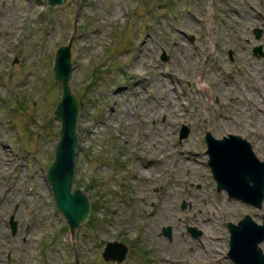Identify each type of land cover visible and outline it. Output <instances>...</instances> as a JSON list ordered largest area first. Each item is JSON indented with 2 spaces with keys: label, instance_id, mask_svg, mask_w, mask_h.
I'll return each mask as SVG.
<instances>
[{
  "label": "rangeland",
  "instance_id": "obj_1",
  "mask_svg": "<svg viewBox=\"0 0 264 264\" xmlns=\"http://www.w3.org/2000/svg\"><path fill=\"white\" fill-rule=\"evenodd\" d=\"M13 1L0 0V264H234L228 223H264V203L218 189L207 136L240 135L264 160V0ZM69 42L73 188L91 203L75 233L47 180ZM113 241L124 260L104 258Z\"/></svg>",
  "mask_w": 264,
  "mask_h": 264
},
{
  "label": "water",
  "instance_id": "obj_2",
  "mask_svg": "<svg viewBox=\"0 0 264 264\" xmlns=\"http://www.w3.org/2000/svg\"><path fill=\"white\" fill-rule=\"evenodd\" d=\"M67 1L48 0V3L51 7H57L64 5ZM262 32V29H256L258 38ZM71 49V42L67 45H61L57 49L54 61L55 81L62 84L63 95L55 109V116L61 121V127L55 145V158L47 170V180L57 206L66 216L71 232L75 233L77 228L87 222L91 203L82 189L75 188L72 192L79 146L78 123L83 102L81 97L73 92L69 83L73 70ZM256 51L264 56L262 46H258ZM207 141L208 154L210 155L209 165L212 167L214 178L218 182V189L226 190L230 197H236L245 203L262 207L264 202V161L256 155L251 143L232 134L222 139H217L208 134ZM232 149L237 150L239 154L241 153L243 159H250V167L255 170L254 177L248 175L243 184L238 182V177L231 175L227 160H225L229 153H233ZM261 172L262 178L261 175L258 177ZM234 180L236 185L231 187L229 182ZM251 190L255 191V195L252 194ZM228 226L231 233L228 256L232 262L234 264H264V250L260 247L264 241V223L253 221L247 214L238 224L230 222ZM13 229L15 231V226ZM164 231L168 237H171L170 227ZM127 250V246L123 242L113 241L108 243L103 255L109 261H122L127 255Z\"/></svg>",
  "mask_w": 264,
  "mask_h": 264
},
{
  "label": "bare ground",
  "instance_id": "obj_3",
  "mask_svg": "<svg viewBox=\"0 0 264 264\" xmlns=\"http://www.w3.org/2000/svg\"><path fill=\"white\" fill-rule=\"evenodd\" d=\"M11 2V0H5V5H8L9 3ZM13 2H16V0H14ZM12 17V16H11ZM256 48L257 47H254V50L253 51H255L254 53H256ZM198 87L200 88L199 90H201V88L203 89L204 87L206 88V86H204V83H202V80H200L199 81V83H198ZM208 88V87H207ZM206 88V89H207ZM209 89V88H208ZM207 89V90H208ZM204 90V89H203ZM205 91V90H204ZM206 97H207V101H209V103H210V98L211 97H208L207 95H205ZM231 139H234L233 137H231ZM235 142V141H234ZM156 144V143H155ZM232 144H233V142H232ZM154 150H156V148L154 149ZM233 150V153H229L227 156H226V158H225V160H227V163H228V169L230 170V172H231V175H233V176H236V177H238L237 178V180H238V182L240 183V184H243V182H244V180H245V178L246 177H248V175L249 176H251V177H254V175H255V170L254 169H252L251 167H250V159H247V158H245V159H243V156H242V154L240 153H238V151L237 150H235V149H232ZM244 153V152H243ZM227 154V153H226ZM162 164V163H161ZM186 166V165H185ZM141 171H143V169H140V172ZM262 174V172L261 173H259V175H258V177L260 176ZM264 176V175H263ZM261 178H262V175L260 176ZM262 180V179H261ZM260 180V181H261ZM229 185L231 186V187H234L235 185H236V181L234 180L233 182H229ZM244 187H246L247 188V186H245L244 185ZM229 190H230V187H229ZM251 192H252V194L253 195H255V191L254 190H251ZM249 194V193H248ZM160 223V222H159ZM159 225H157V227H158ZM156 231H157V229H155L154 230V228L151 230V232H153L154 234L156 233ZM152 233V234H153Z\"/></svg>",
  "mask_w": 264,
  "mask_h": 264
},
{
  "label": "flooded vegetation",
  "instance_id": "obj_4",
  "mask_svg": "<svg viewBox=\"0 0 264 264\" xmlns=\"http://www.w3.org/2000/svg\"><path fill=\"white\" fill-rule=\"evenodd\" d=\"M256 28H257V27H256ZM262 53H264V51H262ZM259 54H260V55H258V56H261V53H260V52H259ZM230 134H231V133H230ZM251 143H252V142H251Z\"/></svg>",
  "mask_w": 264,
  "mask_h": 264
}]
</instances>
